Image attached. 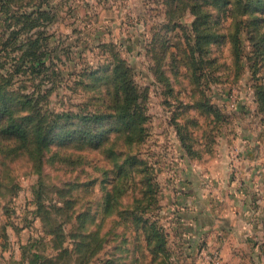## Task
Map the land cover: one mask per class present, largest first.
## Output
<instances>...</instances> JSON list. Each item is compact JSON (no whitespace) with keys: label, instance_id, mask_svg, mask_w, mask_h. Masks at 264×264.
<instances>
[{"label":"rangeland","instance_id":"rangeland-1","mask_svg":"<svg viewBox=\"0 0 264 264\" xmlns=\"http://www.w3.org/2000/svg\"><path fill=\"white\" fill-rule=\"evenodd\" d=\"M242 3L0 0V129L6 109L30 129L0 130V264H186L173 116L203 157L245 131L264 146V0Z\"/></svg>","mask_w":264,"mask_h":264},{"label":"crops","instance_id":"crops-1","mask_svg":"<svg viewBox=\"0 0 264 264\" xmlns=\"http://www.w3.org/2000/svg\"><path fill=\"white\" fill-rule=\"evenodd\" d=\"M250 139L245 131L235 147L204 157L198 147L191 155L178 146L176 231L186 264H264V146Z\"/></svg>","mask_w":264,"mask_h":264},{"label":"trees","instance_id":"trees-1","mask_svg":"<svg viewBox=\"0 0 264 264\" xmlns=\"http://www.w3.org/2000/svg\"><path fill=\"white\" fill-rule=\"evenodd\" d=\"M237 5L242 6V12L247 11V7L243 5L242 0H235ZM122 86L124 89L125 94L128 92V90H134L131 82L129 81L128 77L126 74H123V77L121 79ZM257 95V102L259 106L264 110V85H261L260 88L256 92ZM124 99V105L120 107L119 113H118V118L121 121V123L124 126V129L128 133L127 135V140L128 141H136V140H141L143 138V130L144 127L142 125V121L144 117L141 115V112H137L136 110L131 109V101L128 100V95H125ZM195 104V103H194ZM198 105V103H196ZM187 105H185L186 107ZM196 106V105H195ZM198 107V106H197ZM8 115H6V118L4 119L3 125L1 127V132L6 134L7 136H10L12 139L15 141H18L20 144H25L28 141V132L29 128L23 125L20 121H18L15 117L10 115V112L7 111ZM177 115L175 114L173 116V125L176 127V134L181 142V145L185 148V150L189 154H194L195 151L193 150V142H192V133L187 131L186 125L188 121H191L192 124L195 123V125L198 123L197 121L194 120H186L185 124H179L178 121H175L177 118ZM42 127L41 125L37 126V129H35V134H36V141L34 144L36 145V149L39 151L40 148L42 147V144L45 140V135L42 132ZM189 142V143H187ZM155 228V227H154ZM163 231L161 229H154L153 234L154 237L157 239L158 247L163 249L164 244H165V233H162Z\"/></svg>","mask_w":264,"mask_h":264}]
</instances>
